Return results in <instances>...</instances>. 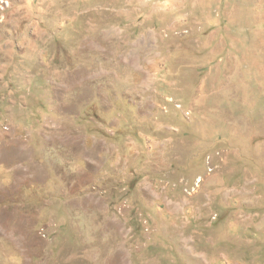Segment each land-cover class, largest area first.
<instances>
[{
  "label": "rangeland",
  "instance_id": "1",
  "mask_svg": "<svg viewBox=\"0 0 264 264\" xmlns=\"http://www.w3.org/2000/svg\"><path fill=\"white\" fill-rule=\"evenodd\" d=\"M0 264H264V0H0Z\"/></svg>",
  "mask_w": 264,
  "mask_h": 264
}]
</instances>
